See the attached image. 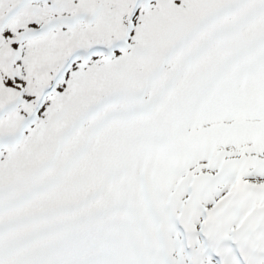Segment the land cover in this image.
Wrapping results in <instances>:
<instances>
[{"label":"snow or ice","instance_id":"1","mask_svg":"<svg viewBox=\"0 0 264 264\" xmlns=\"http://www.w3.org/2000/svg\"><path fill=\"white\" fill-rule=\"evenodd\" d=\"M0 264H264V0H0Z\"/></svg>","mask_w":264,"mask_h":264}]
</instances>
